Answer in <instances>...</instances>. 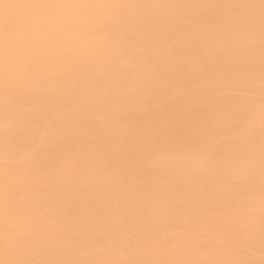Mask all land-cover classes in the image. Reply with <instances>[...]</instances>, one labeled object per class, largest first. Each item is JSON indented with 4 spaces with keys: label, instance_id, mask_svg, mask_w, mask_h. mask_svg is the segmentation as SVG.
<instances>
[{
    "label": "clouds",
    "instance_id": "1",
    "mask_svg": "<svg viewBox=\"0 0 264 264\" xmlns=\"http://www.w3.org/2000/svg\"><path fill=\"white\" fill-rule=\"evenodd\" d=\"M61 2L0 0V264H264V0ZM201 232L259 243L160 258Z\"/></svg>",
    "mask_w": 264,
    "mask_h": 264
},
{
    "label": "bare ground",
    "instance_id": "2",
    "mask_svg": "<svg viewBox=\"0 0 264 264\" xmlns=\"http://www.w3.org/2000/svg\"><path fill=\"white\" fill-rule=\"evenodd\" d=\"M243 3H251L252 0H241ZM82 5L77 0H66L53 5L56 9H68L67 13L61 12L56 17H49L44 15L40 18V23L47 24L50 31H61L65 26L76 27L78 20V9ZM253 47H259V36L257 35ZM9 199L5 206L3 218L4 227L0 233V240L14 248L16 244L25 238L28 225L23 216L19 213L17 208L18 192L15 185H10L8 188ZM156 246L159 248L161 259L175 258L180 254L195 250L199 253L224 252L231 248L247 246L249 244H258L259 238H249L247 235L233 233V234H219L214 232H201L199 234L186 233H167L159 234L154 238Z\"/></svg>",
    "mask_w": 264,
    "mask_h": 264
}]
</instances>
